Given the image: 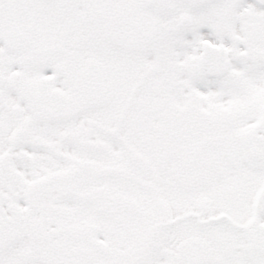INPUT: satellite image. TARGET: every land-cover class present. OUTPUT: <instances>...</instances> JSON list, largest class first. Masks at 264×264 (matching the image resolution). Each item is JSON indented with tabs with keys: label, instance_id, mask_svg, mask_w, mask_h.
Returning <instances> with one entry per match:
<instances>
[{
	"label": "snow or ice",
	"instance_id": "snow-or-ice-1",
	"mask_svg": "<svg viewBox=\"0 0 264 264\" xmlns=\"http://www.w3.org/2000/svg\"><path fill=\"white\" fill-rule=\"evenodd\" d=\"M0 264H264V0H0Z\"/></svg>",
	"mask_w": 264,
	"mask_h": 264
}]
</instances>
